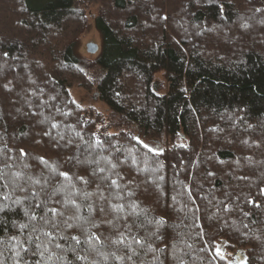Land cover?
<instances>
[{
  "label": "trees",
  "instance_id": "1",
  "mask_svg": "<svg viewBox=\"0 0 264 264\" xmlns=\"http://www.w3.org/2000/svg\"><path fill=\"white\" fill-rule=\"evenodd\" d=\"M94 1L89 59L75 45ZM54 189L57 221L70 197L99 227L21 232ZM0 209V264H264V0H0Z\"/></svg>",
  "mask_w": 264,
  "mask_h": 264
},
{
  "label": "snow or ice",
  "instance_id": "2",
  "mask_svg": "<svg viewBox=\"0 0 264 264\" xmlns=\"http://www.w3.org/2000/svg\"><path fill=\"white\" fill-rule=\"evenodd\" d=\"M257 11H259V9ZM244 27H247V25H244ZM7 55H8V53L5 52L4 53V56H7ZM52 126L55 127V124H53ZM134 139H136L138 143H142V141L139 140V137H134ZM143 147L146 148V149H148L150 152H157V153L159 152V150L154 149V148H151L148 144H144ZM21 154L22 155L24 154L23 153V150H21ZM41 160L43 161V158L42 157H41ZM45 163H46V161H45ZM112 167H116V166L115 165H112ZM97 170L99 172H103L104 171L103 168H99ZM16 175H20V174L19 173H16ZM60 175L66 177V178L68 177V173H66V172H61ZM78 179L84 181V183H87V181L84 180L83 177H79ZM34 182L35 183H39V181H34ZM112 185H115V186L119 187V185L117 184V181L116 180H112ZM73 188H75L74 185H73ZM58 190L59 189H54L52 191V193L48 196V199L47 200H39V198H38L39 197V193H37L35 191L32 193V196L37 198L36 199V202H35V208H41V207H43L44 212H45V215L44 216H38L37 213H36V211L34 209L33 210H30L29 208H25L24 209V215L28 217L29 223H21V224L18 225V227L21 230V232H23L24 229L29 228L30 225H31L32 226V228H31L32 233L39 232V233H42L43 235L51 238L53 236V232L47 231L43 227H37L35 222H37L39 220V221H42L44 225H49L50 224L51 225V228H53V229H56L58 226H62L64 228H69V229L70 228H73L74 227V223L73 222H69V221H75L76 222L75 223V226H77V227L80 226V223H79L80 221H83L85 224L90 223L87 218L79 216L78 213H79L80 205L77 204L76 201L73 200V199H71L70 197H66L65 200L63 201V204L64 205H68V204L74 205L75 208H76V211H77V215L74 216V217H69L67 220L57 221L55 219L57 216L62 217L64 215V213L61 212L56 207H49L48 206V201H50L52 199V197L56 195V192ZM82 195L85 196V197H90V196H92V193H82ZM129 195H131V193H129ZM3 198L4 199H8V195L5 194L3 196ZM103 198H104L103 197V193H101V199H103ZM15 203L20 204L21 201L19 199H17L15 201ZM56 203H60V201H57ZM257 206H259V205H257ZM3 207H7V205H4ZM111 207L113 208V210L123 211V205H111ZM133 207H135V206H133ZM88 209H89V213H91L92 212V209H93V206L91 204H89L88 205ZM0 210H2V209H0ZM100 211L103 212L104 209L103 208H100ZM49 213L51 214V218L48 215ZM245 215H247V213H245ZM158 222L159 223H163V218H161ZM107 223L111 224V221H107ZM97 227H99L98 224H96L94 222L90 223V228H97ZM84 231H89V229H84ZM156 238L158 240H162L163 239V237H161L159 235H157ZM10 239L11 240H17L18 238L15 237V236H13ZM32 239H33L32 235L29 234L27 236V240L31 243L32 242ZM71 239L73 241H75L76 244H79L80 243V238L78 236H76V235H73L71 237ZM88 239H90V240L91 239L99 240V237L96 236V234L94 232H91L90 235H89V237H88ZM36 240L37 241L40 240V236L39 235H36ZM123 242H124V234L123 233L120 234V236H119L118 239H116V240L113 241V243H116V244H120V243H123ZM136 243L137 244H141L142 242L140 240H136ZM36 246L39 249L42 245L38 243ZM43 247H44L45 251H47V245L44 244ZM56 247L59 248L60 245L59 244H56ZM148 247H149V250L150 251H162L163 250V249H158V250L157 249H152L151 245H149ZM25 250H27V249H25ZM39 254L41 256H43L44 253L43 252H40ZM15 255L16 256H19L20 253L17 252V253H15ZM50 258L51 257H49V259ZM116 258L117 259H120V257H116ZM76 259H78V260H80V259H87V257H79V256H77ZM129 259H131V257H129ZM17 264H19V261L17 262ZM37 264H39V262H37Z\"/></svg>",
  "mask_w": 264,
  "mask_h": 264
},
{
  "label": "rangeland",
  "instance_id": "3",
  "mask_svg": "<svg viewBox=\"0 0 264 264\" xmlns=\"http://www.w3.org/2000/svg\"><path fill=\"white\" fill-rule=\"evenodd\" d=\"M95 3H91L88 6V10L85 13L87 17V23L83 26L82 31L79 33L75 45V52L81 56H84L89 59H93L98 56L100 50H101V36L99 31L97 30L94 22L95 14L98 10L99 3L97 1H94ZM89 42L97 43L98 44V50L94 53H89L86 50V44ZM159 79L161 77L159 76ZM73 95H75L76 99L82 103L86 104L92 108H94L96 111L101 112L105 114V108L104 105L99 102L98 100L93 98V95L91 93V90L88 91L80 86H74ZM130 130L134 132L135 134H138L139 131L137 130L136 126L131 125ZM143 141L146 142L150 147L152 148H158L159 145H155L156 143L149 140V139H143ZM216 250L220 251V244L216 246ZM240 250H234L232 252L231 261L236 262L238 258H240L241 255Z\"/></svg>",
  "mask_w": 264,
  "mask_h": 264
},
{
  "label": "water",
  "instance_id": "4",
  "mask_svg": "<svg viewBox=\"0 0 264 264\" xmlns=\"http://www.w3.org/2000/svg\"><path fill=\"white\" fill-rule=\"evenodd\" d=\"M86 50L89 53H94L98 50V44L97 43H93V42H89L86 44Z\"/></svg>",
  "mask_w": 264,
  "mask_h": 264
}]
</instances>
